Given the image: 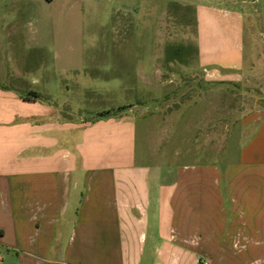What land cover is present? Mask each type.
I'll return each mask as SVG.
<instances>
[{
  "label": "crops",
  "instance_id": "1",
  "mask_svg": "<svg viewBox=\"0 0 264 264\" xmlns=\"http://www.w3.org/2000/svg\"><path fill=\"white\" fill-rule=\"evenodd\" d=\"M55 1L0 0V264H264V113L230 127L235 156L228 133L220 159H194L169 181L151 149L139 158V124L129 111L77 120L20 95H67L56 66L86 70L85 47L58 21L74 11L51 10ZM178 5L140 100L169 91V71L210 69L233 82L245 66L240 14L212 3ZM91 79L85 72L75 82ZM142 125L150 143L154 130Z\"/></svg>",
  "mask_w": 264,
  "mask_h": 264
},
{
  "label": "rangeland",
  "instance_id": "2",
  "mask_svg": "<svg viewBox=\"0 0 264 264\" xmlns=\"http://www.w3.org/2000/svg\"><path fill=\"white\" fill-rule=\"evenodd\" d=\"M198 3H212L240 14L246 61L239 79L224 81L205 70L169 71L163 76V82L170 84L169 91L157 99H138L151 88L145 75L153 78L155 56L162 53L167 42L168 16L181 10L178 4ZM50 8L74 11L66 24L64 19L58 21L67 26L68 40L85 47L83 65L92 79L79 83L90 89L83 91L75 82L85 72L71 70L77 65L74 64L69 71L56 66L58 84L62 87L58 86L59 89H71L67 95L59 94L61 90L55 97L36 89L27 91L39 92L43 101L58 105L61 115L77 120L126 106L123 111H129L138 120L139 158L147 160L151 149L152 164L167 170L169 181L175 180L178 166L194 163L197 161L194 159L200 162L208 157L220 159L218 155L228 133L227 149L235 156L239 140L237 130L231 131L230 127L248 115L264 113V0H56ZM172 29L171 24L169 33L173 34ZM100 44L107 48L103 53L97 49ZM77 53L78 49L72 51L74 58ZM13 67L10 64L6 69ZM143 120L154 130L150 143L145 141ZM225 199L228 200L227 195ZM200 263L210 264L206 258L204 262L200 258Z\"/></svg>",
  "mask_w": 264,
  "mask_h": 264
},
{
  "label": "trees",
  "instance_id": "3",
  "mask_svg": "<svg viewBox=\"0 0 264 264\" xmlns=\"http://www.w3.org/2000/svg\"><path fill=\"white\" fill-rule=\"evenodd\" d=\"M20 95L25 99L30 100H42L43 96L37 91L31 90V91H21ZM126 106H120L118 108H111L104 111L99 112L98 114L91 117V119L96 120L100 118H105L109 116L117 115L118 112H122Z\"/></svg>",
  "mask_w": 264,
  "mask_h": 264
},
{
  "label": "built area",
  "instance_id": "4",
  "mask_svg": "<svg viewBox=\"0 0 264 264\" xmlns=\"http://www.w3.org/2000/svg\"><path fill=\"white\" fill-rule=\"evenodd\" d=\"M205 71L210 75H214V72H212L210 69H205Z\"/></svg>",
  "mask_w": 264,
  "mask_h": 264
}]
</instances>
